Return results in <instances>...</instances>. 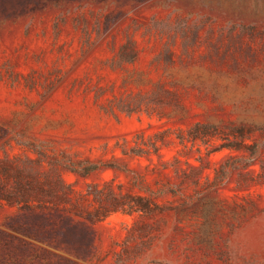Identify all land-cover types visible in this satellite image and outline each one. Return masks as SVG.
<instances>
[{
    "label": "rangeland",
    "instance_id": "rangeland-1",
    "mask_svg": "<svg viewBox=\"0 0 264 264\" xmlns=\"http://www.w3.org/2000/svg\"><path fill=\"white\" fill-rule=\"evenodd\" d=\"M163 255L264 264V0H0V264Z\"/></svg>",
    "mask_w": 264,
    "mask_h": 264
},
{
    "label": "clouds",
    "instance_id": "clouds-1",
    "mask_svg": "<svg viewBox=\"0 0 264 264\" xmlns=\"http://www.w3.org/2000/svg\"><path fill=\"white\" fill-rule=\"evenodd\" d=\"M177 264V261L168 255L152 257V256H145L139 261V264Z\"/></svg>",
    "mask_w": 264,
    "mask_h": 264
}]
</instances>
